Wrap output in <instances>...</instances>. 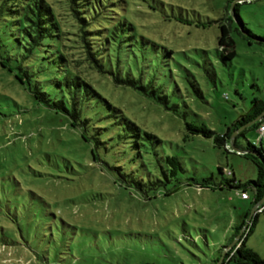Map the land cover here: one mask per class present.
I'll use <instances>...</instances> for the list:
<instances>
[{"label":"rangeland","instance_id":"rangeland-1","mask_svg":"<svg viewBox=\"0 0 264 264\" xmlns=\"http://www.w3.org/2000/svg\"><path fill=\"white\" fill-rule=\"evenodd\" d=\"M233 4L112 0V11L104 16L131 23L135 36L126 59V45H112L114 66L120 57L135 74L143 67L145 79L168 95L169 108L140 89L115 83L109 74L84 72L105 99L94 105L98 124L118 119L110 102L162 140L154 146L146 139L151 153L143 159L131 144L109 142L95 150L104 161L95 159L94 146L66 117L25 110L34 105L30 93L0 65V97L12 105L6 109L10 116L0 112V264H215L252 199L241 198V188L200 183L213 176L219 184L233 177L229 170L246 183L257 178L258 168L213 138L192 135L187 122L221 133L255 100H264V42L239 33L234 22L236 55L223 59L218 51L220 24L230 23ZM240 15L254 34L264 35V0L242 3ZM123 125L107 127L119 131ZM259 135L249 128L239 143L257 142ZM156 150L180 158V184L173 179L167 187L142 190L126 182V171L162 176L164 161ZM246 243L264 257V212Z\"/></svg>","mask_w":264,"mask_h":264},{"label":"trees","instance_id":"trees-1","mask_svg":"<svg viewBox=\"0 0 264 264\" xmlns=\"http://www.w3.org/2000/svg\"><path fill=\"white\" fill-rule=\"evenodd\" d=\"M249 1L253 0H230L235 3L234 16L229 18L230 23L221 22L218 37V51L223 59L230 60L237 53L236 42L231 34V24L234 22L239 33L252 35L260 42H264V35L254 34L240 15V5ZM111 6L112 0H0V65L30 93L34 105L31 109L25 106V110L42 113L49 110L51 113L66 117L72 127L81 129L82 138L94 146L92 153L95 159L101 157L95 150L106 146L108 142L111 146L117 143L131 144L130 146L137 148L139 156L143 159L145 154L151 153L150 146L145 140L155 142L154 146L160 144L162 140L154 133L143 131L137 123L124 116L121 110L110 102L107 104L113 111L111 115L118 119L103 126L98 124L100 118L96 115L94 105L100 100L105 103V99L86 78L84 72L88 68L109 74L115 83L140 89L169 108L168 95L155 87L152 79L149 81L145 79L143 67H138L139 73L135 74L132 66L123 65L120 57L118 65L114 66L110 53L112 45L122 47L125 44L126 59L130 56L128 51L132 52L134 49L135 36L131 33L134 28L131 23L122 20L112 23L113 17L104 16L112 11ZM111 16H114V12ZM102 18L110 20L109 23L102 21ZM7 108L11 111L12 105L7 96L2 94L1 115L5 117L11 115L6 112ZM119 113L121 116H118ZM122 122H124L122 130L114 131L107 127L115 124L118 126V123ZM262 125L264 100L259 99L254 101L249 111L233 121L221 133L204 123L187 122V128L192 135L213 138L216 144L226 150L232 149L251 158L258 168L257 178L246 183L238 181L233 170H229L233 177L224 179L219 184L214 181L213 176L205 177L203 183H200L201 186L214 188H241V192H249V198L245 199H252L251 208L245 211L244 218L235 225L231 240L222 246L223 249L215 259V264H218L222 257L224 260L221 264L231 261L238 264H264V257L246 243L259 213L264 212V201L260 204L264 199V133L259 131ZM252 127L259 131L257 142L248 141L246 145L240 144L239 138L244 137L245 132ZM108 129L110 131L104 134ZM155 152L158 159L163 158L164 162L159 163V168L164 178L160 172L157 178L152 179L150 175L137 177L134 172L126 171L125 181L135 184L142 190L167 187L173 179L180 184L178 175L183 170L180 158L176 155L160 154L157 150ZM100 160L104 161L103 158ZM118 169L121 170V166ZM219 171L221 174L225 172L222 167H219ZM4 184L1 185L2 191ZM17 186L20 189V186ZM178 187L176 184L172 190ZM2 197L4 196H0V201ZM255 207L256 210L253 211L252 208ZM235 240L236 243L229 247Z\"/></svg>","mask_w":264,"mask_h":264},{"label":"built area","instance_id":"built-area-1","mask_svg":"<svg viewBox=\"0 0 264 264\" xmlns=\"http://www.w3.org/2000/svg\"><path fill=\"white\" fill-rule=\"evenodd\" d=\"M260 133H264V125H262L259 129ZM241 197L242 198H249V192L248 191H242L241 192Z\"/></svg>","mask_w":264,"mask_h":264},{"label":"water","instance_id":"water-1","mask_svg":"<svg viewBox=\"0 0 264 264\" xmlns=\"http://www.w3.org/2000/svg\"><path fill=\"white\" fill-rule=\"evenodd\" d=\"M235 4V3H234ZM234 4H233V6H232V11H233V16H234ZM235 136V135H234ZM233 136V137H234ZM241 152H245V151H241ZM264 201V199L260 202V204L262 203ZM259 204V205H260ZM256 210V207L254 208V210L253 211H255ZM236 243V240H235V242L232 244V245H230L229 247H232L234 244ZM223 260H224V257H222L221 258V260L218 262V264H221L222 262H223Z\"/></svg>","mask_w":264,"mask_h":264}]
</instances>
